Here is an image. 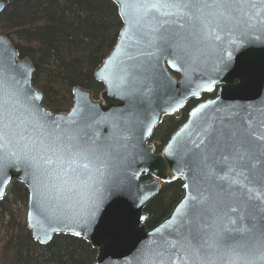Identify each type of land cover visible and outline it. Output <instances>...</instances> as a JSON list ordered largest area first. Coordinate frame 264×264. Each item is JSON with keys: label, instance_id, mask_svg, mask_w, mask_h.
<instances>
[{"label": "water", "instance_id": "1", "mask_svg": "<svg viewBox=\"0 0 264 264\" xmlns=\"http://www.w3.org/2000/svg\"><path fill=\"white\" fill-rule=\"evenodd\" d=\"M9 1L0 0V14ZM113 1L123 26L95 70L104 89L95 98L91 89L75 86L68 111L55 112L44 104V93L33 82L32 59L20 57L11 39L0 33V68L9 85L33 97L31 104L39 115L47 114L48 124L58 123L82 140L95 141L107 153L102 156L103 174L93 168L87 185L82 182L87 175L68 184L50 178L48 187L38 190L31 168L9 164L0 173V201L15 180L24 183L29 191L27 226L35 240L48 244L59 234L81 237L98 250L92 264H159L161 259L183 264L177 255L179 243L195 226L191 215L184 213L191 212L197 186L203 191L222 183L218 176L231 163L220 159L231 152L225 142H236L229 133L251 127L264 136V0H249L257 7L245 5L236 13L237 20L218 29L219 40L190 35L189 26L180 28L183 21L174 16L145 15L138 7L141 0ZM244 11L259 13L252 26L245 23ZM218 85L217 95L193 107L187 121L157 152L151 138L164 117ZM252 143L259 146L264 140ZM255 171L260 173L261 166ZM178 179L183 182L182 198L168 217L148 228V204L163 184ZM256 187L260 191L252 199L246 193L233 199L238 211L228 214L235 224L225 219L229 229L249 226L252 215L256 222L264 218V186ZM91 211L94 216L85 224ZM233 235L235 241L247 240V234Z\"/></svg>", "mask_w": 264, "mask_h": 264}, {"label": "snow or ice", "instance_id": "2", "mask_svg": "<svg viewBox=\"0 0 264 264\" xmlns=\"http://www.w3.org/2000/svg\"><path fill=\"white\" fill-rule=\"evenodd\" d=\"M245 5L251 9L257 7L249 0H141L138 7L145 15L158 13L176 17L177 21H183L180 28L187 24L192 30L189 34L198 35L202 40H219L218 29L223 31L231 21L237 20L236 13ZM243 15L247 17L245 23L252 26L250 22L259 13L244 11ZM176 46L183 50L179 41ZM34 98L39 99L38 96ZM32 99L22 88L10 86L0 68V173L9 164L22 163L32 169L38 190L41 186L47 188L50 178L68 184L70 180L80 181L87 175L82 181L87 185L92 179L93 168L103 174L106 161L102 156L107 153L95 141L82 140L78 135L60 129L58 123L48 124L47 114L39 115L31 104ZM232 137H236V142H225L224 145L231 150L230 154L220 157L222 161H231L227 165L228 171L218 176L222 183L203 191L197 186L198 195L191 197L195 202L190 205L191 212L184 213L191 215L195 226L179 243L177 255L183 264H264V218L256 222L255 216H250L253 222L243 229H229L225 223V219L227 223H236L228 215L238 211L232 204L233 199H239L245 193L252 199L253 194L260 191L256 185L264 186V144L255 146L252 143L253 140H264V136L248 127L242 133H229V139ZM258 165L261 166L260 173L255 171ZM92 216L94 211L89 212L84 223H90ZM234 232L247 234L246 242L235 241ZM75 235L79 236L80 232ZM159 264H166V261L161 259Z\"/></svg>", "mask_w": 264, "mask_h": 264}, {"label": "trees", "instance_id": "3", "mask_svg": "<svg viewBox=\"0 0 264 264\" xmlns=\"http://www.w3.org/2000/svg\"><path fill=\"white\" fill-rule=\"evenodd\" d=\"M122 26L113 0H10L0 14V33L11 39L20 57L32 59L34 85L55 112L70 109L75 86L89 88L99 98L104 85L95 78V70L113 49ZM188 110L166 117L156 129L151 140L158 152L186 122ZM183 193L181 179L163 184L146 208L148 228L168 217ZM28 199L25 184L15 180L0 201V264L95 261L98 250L81 237L59 234L48 244L35 240L27 226Z\"/></svg>", "mask_w": 264, "mask_h": 264}, {"label": "flooded vegetation", "instance_id": "4", "mask_svg": "<svg viewBox=\"0 0 264 264\" xmlns=\"http://www.w3.org/2000/svg\"><path fill=\"white\" fill-rule=\"evenodd\" d=\"M218 90H219V85L218 86H216V88L213 90V91H211V92H206V93H204L203 95H202V97L201 98H193V99H191V100H189L187 103H186V105L184 106V108H182L181 110H179L178 112H176L175 114H178V113H182V111L185 109V108H189V110H188V116H189V112H190V110L193 108V107H195L198 103H200L201 101H204V100H207V99H210V98H214L216 95H217V93H218ZM175 114H172V115H175ZM168 116H171V115H168ZM168 116H165L164 117V119L166 118V117H168ZM163 119V120H164ZM187 121V120H186ZM163 122V121H162ZM159 127V126H158ZM157 127V128H158ZM152 141V140H151ZM154 142V141H153ZM155 143V142H154ZM156 144V143H155ZM165 145V144H164ZM163 145V146H164ZM156 147H157V144H156ZM163 148V147H162ZM157 152H158V149H157Z\"/></svg>", "mask_w": 264, "mask_h": 264}]
</instances>
